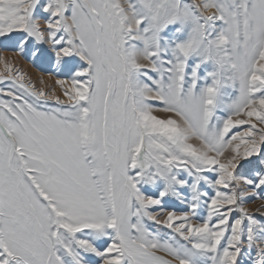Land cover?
I'll return each instance as SVG.
<instances>
[{"label":"snow or ice","instance_id":"obj_1","mask_svg":"<svg viewBox=\"0 0 264 264\" xmlns=\"http://www.w3.org/2000/svg\"><path fill=\"white\" fill-rule=\"evenodd\" d=\"M0 264H264V0H0Z\"/></svg>","mask_w":264,"mask_h":264},{"label":"rangeland","instance_id":"obj_2","mask_svg":"<svg viewBox=\"0 0 264 264\" xmlns=\"http://www.w3.org/2000/svg\"><path fill=\"white\" fill-rule=\"evenodd\" d=\"M5 55H8V56H11V53H5ZM12 56V60H13V63L17 64L19 67L23 68L25 72L28 73V71L20 64V62L22 63H25L26 66L29 68V69H32L33 71H35V73L38 74V78H40L42 75L43 76H48V77H52L53 79H56V70L54 67L52 66H48L47 69L45 71H41L40 68L38 67H34L32 64H30L29 61L23 59V58H20V57H14ZM18 59V60H17ZM31 67V68H30ZM22 69V70H23ZM49 73H51V76H49ZM29 74V73H28ZM55 81V80H54ZM262 201H255L253 203H249L248 205H246L247 207H249L250 211H256L257 208L261 205ZM259 215V213H257Z\"/></svg>","mask_w":264,"mask_h":264},{"label":"bare ground","instance_id":"obj_3","mask_svg":"<svg viewBox=\"0 0 264 264\" xmlns=\"http://www.w3.org/2000/svg\"><path fill=\"white\" fill-rule=\"evenodd\" d=\"M14 58V57H13ZM18 60V59H17ZM20 64L28 71L29 75L32 77L33 80H37L38 79V74L35 73V71H33L32 69H29L25 63L20 62ZM31 64V63H30ZM31 68V67H30ZM23 69V68H22ZM24 70V69H23ZM43 76V75H42ZM45 82L47 84H54V80L52 77H48V76H43Z\"/></svg>","mask_w":264,"mask_h":264}]
</instances>
